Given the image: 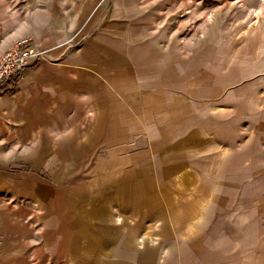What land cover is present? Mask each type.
I'll return each instance as SVG.
<instances>
[{
    "label": "crops",
    "instance_id": "obj_1",
    "mask_svg": "<svg viewBox=\"0 0 264 264\" xmlns=\"http://www.w3.org/2000/svg\"><path fill=\"white\" fill-rule=\"evenodd\" d=\"M132 4L15 0L14 28L0 18V51H41L0 88L6 264L247 261L215 221L207 125L160 51L126 43Z\"/></svg>",
    "mask_w": 264,
    "mask_h": 264
},
{
    "label": "rangeland",
    "instance_id": "obj_2",
    "mask_svg": "<svg viewBox=\"0 0 264 264\" xmlns=\"http://www.w3.org/2000/svg\"><path fill=\"white\" fill-rule=\"evenodd\" d=\"M131 3L126 43L160 51L175 83L170 93L191 101L207 125L209 174L226 180L222 190L215 186V221L225 224L242 264H264V13H254L262 1ZM1 17L12 30L15 0H0Z\"/></svg>",
    "mask_w": 264,
    "mask_h": 264
},
{
    "label": "built area",
    "instance_id": "obj_3",
    "mask_svg": "<svg viewBox=\"0 0 264 264\" xmlns=\"http://www.w3.org/2000/svg\"><path fill=\"white\" fill-rule=\"evenodd\" d=\"M41 55V51L34 50L31 40L18 38L5 51L0 53V88H5L10 81L20 74L29 64V59Z\"/></svg>",
    "mask_w": 264,
    "mask_h": 264
},
{
    "label": "bare ground",
    "instance_id": "obj_4",
    "mask_svg": "<svg viewBox=\"0 0 264 264\" xmlns=\"http://www.w3.org/2000/svg\"><path fill=\"white\" fill-rule=\"evenodd\" d=\"M261 1H262L261 5L257 9H254V13L258 19H260L261 17L260 14L263 15L264 13V0Z\"/></svg>",
    "mask_w": 264,
    "mask_h": 264
}]
</instances>
